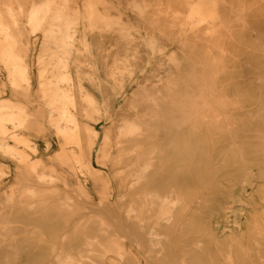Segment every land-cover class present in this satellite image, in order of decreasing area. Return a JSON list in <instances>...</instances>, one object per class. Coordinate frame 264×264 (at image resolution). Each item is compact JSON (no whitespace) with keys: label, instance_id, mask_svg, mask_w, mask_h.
<instances>
[{"label":"bare ground","instance_id":"bare-ground-1","mask_svg":"<svg viewBox=\"0 0 264 264\" xmlns=\"http://www.w3.org/2000/svg\"><path fill=\"white\" fill-rule=\"evenodd\" d=\"M154 3L0 0V264H264V0ZM176 28L194 41L151 66ZM103 210L133 250L88 227Z\"/></svg>","mask_w":264,"mask_h":264},{"label":"rangeland","instance_id":"rangeland-1","mask_svg":"<svg viewBox=\"0 0 264 264\" xmlns=\"http://www.w3.org/2000/svg\"><path fill=\"white\" fill-rule=\"evenodd\" d=\"M128 1L130 2L131 0H128ZM153 1H155V3L153 4V6L151 8H154L156 10L149 14L150 16H148V19H150V20H154L158 14H162L161 12H158L159 9L164 10L165 6L167 5V0H153ZM158 2L161 3L162 5L159 6ZM157 8H158V10H157ZM158 19H159V27L166 30L165 24L168 23L166 17L160 16ZM175 31L177 33L172 38L178 37L176 39V41H178V42L164 41L162 39L160 31H156L154 33V37L156 39V42L159 44V46L162 47V51H164L167 54V56H164V58H160V57L156 58V60H154L152 62L151 66L152 65L154 67L161 66L164 69H167L169 66L172 65V63L169 61L168 57L173 52H175L177 55L181 54L180 49H178V47L182 46V44L191 45L192 41H194L193 37H192L193 35L190 33L189 30L186 31L185 33H181L180 30L178 28H176ZM109 35H110L109 32L108 33L105 32L103 34L102 38L98 37V34H94V36L91 38L92 41H95L97 43V45L100 46L99 48H93L92 51H93L94 56H100V59L97 60V63H98L99 73L102 75L101 78H104V74L106 73L104 70L105 69L107 70L110 67V65L113 61V55H115L118 52L119 47L121 45L115 39H109ZM135 42L138 43V45L136 44L138 48L144 45L142 43V41L140 40V38L135 39ZM96 43H94V44H96ZM32 66H35L34 59H32ZM0 83L5 84L6 86L8 85L4 74L0 75ZM85 85L89 86L86 83H85ZM108 93L109 92L107 91V94ZM2 95L9 100L17 101L24 106H28L30 109H32L34 111H40V112L43 111V109L38 110L40 102L37 101V98H35V96L31 97L33 104L29 105L25 99H22L21 97H19L17 95H12L8 92L3 93ZM115 100H117V101L115 102ZM112 101H114L113 114H114V116H117L120 113V111L125 110V108H122L123 104H124V99L119 98V97L111 98V102ZM44 157H46V156H44ZM56 167L59 168L60 165L57 163ZM103 171L106 172L109 177H112L111 172H109L107 170H103ZM58 188H59V190H56L57 192L54 195V198H57L58 200L63 201L65 199V196H68L69 198H71V201H73L75 204H78L79 206H82V207L87 206V207L94 208L95 200L97 199V197L92 190H89L91 192L90 194L92 197V199H89V198L85 197L84 195L78 194L76 192L75 185H70V187L66 188V189L62 188V187H58ZM111 189L116 190L115 185L113 187H111ZM127 202H128V198L125 197L122 201H120V205H126ZM114 207L116 209H119V204L115 202ZM90 210H92V209H90ZM104 211L105 210L98 211V214H96L97 216L89 220V226H88L89 228H96L97 223L101 219H104L107 223H111L110 217H108L107 213ZM119 212L121 213L122 211L119 209ZM64 220H65V218L60 216L58 219L52 218L49 222H51V223H54L56 221L63 222ZM111 226L114 229L115 233L117 234L116 237L119 238V241L121 242V244H123V245H125V246H127L133 250L135 247V243H134L133 239L130 237L129 233L124 229V227H121L118 229L115 227V225H112V223H111ZM124 264H131L130 259L124 260Z\"/></svg>","mask_w":264,"mask_h":264}]
</instances>
